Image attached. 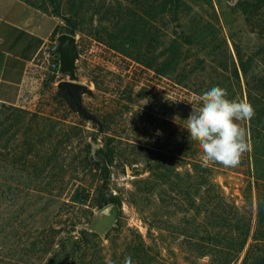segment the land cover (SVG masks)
<instances>
[{"label": "rangeland", "instance_id": "374dc122", "mask_svg": "<svg viewBox=\"0 0 264 264\" xmlns=\"http://www.w3.org/2000/svg\"><path fill=\"white\" fill-rule=\"evenodd\" d=\"M29 1L52 10L49 0ZM247 1L251 0H58L60 25L72 21L76 26L77 76L94 91L93 97H84V104L108 130L100 133L97 124L84 120L59 95L57 84L68 77L50 71L57 59L50 45L20 103L13 106L29 116L47 117L55 126L43 131L40 169L37 160L17 161L16 128L10 130V145L0 148V264H46L69 232L99 234L107 254V234L116 226L139 230L145 237L149 228L170 236V208L165 203L175 197L170 190H158L142 203L133 196L151 179L149 164L158 154L177 159L170 164L186 172L191 153L178 150L180 143L193 141L186 119L201 106L197 96L222 87L231 99L246 100L239 65L250 57L255 59L251 78L264 75V0H252L254 8H247ZM175 10L178 21L173 19ZM175 32L190 36L185 46L191 51L178 73L161 77L156 67L168 55ZM236 69L241 85L234 78ZM6 114L0 107V119ZM57 142L61 145L56 155L48 152V145ZM94 143L101 147L93 153ZM99 151H114L109 180L88 162ZM45 157H50L48 163ZM49 172L54 174L50 180ZM244 178L237 173L222 177L230 190L243 186ZM110 195L122 200L114 220L100 215L109 206L101 201ZM179 202L185 207L184 199ZM253 212L254 232L256 202ZM87 258L91 260V252Z\"/></svg>", "mask_w": 264, "mask_h": 264}, {"label": "trees", "instance_id": "16d2710c", "mask_svg": "<svg viewBox=\"0 0 264 264\" xmlns=\"http://www.w3.org/2000/svg\"><path fill=\"white\" fill-rule=\"evenodd\" d=\"M25 1L45 14L61 17L58 0H49L51 11L34 5L29 0ZM245 5L247 8L255 7L252 0L245 2ZM176 8L178 11L179 7ZM177 11L175 10L173 18L176 21L179 19ZM63 33L76 36V26L72 21L67 26L59 24L56 27L52 42L56 43V37ZM175 35L169 43L168 55L156 67V73L161 77L178 73L185 63L183 58L191 51L185 46L190 41V36H186L184 32H175ZM52 55H56L57 59L52 61L50 71L56 75L59 72V55ZM254 63L255 59L250 57L239 65L245 78L246 100L255 108L254 118L239 122L247 129L251 144L240 164L225 167L213 162L202 167L201 156L196 155L201 151L199 143H180L178 153H191L186 163V172L181 173L177 165L170 164L177 159L167 154H158L149 164L151 179L145 182L143 190H137L133 196L135 202L142 203L158 190H170L175 197L171 199V204L165 199L171 217L169 237L158 236L156 231L152 232L154 228H149L148 236L145 237L139 230H123L116 226L107 234L111 250L107 254L102 250L103 241L99 234L81 231L78 235H72L69 232L60 239L46 264H124L126 257H131L132 264H264V75L255 80L251 78L249 72ZM234 78L241 85L237 69L234 71ZM241 97L244 99V96ZM228 98L231 99L229 96ZM0 107L7 112L0 119V148L10 145L9 140L13 137L9 135L10 130L12 127L16 128V136L19 133L20 141L15 149L17 161L25 164L37 160L40 169L43 158L39 156L38 147L43 144V131L47 126L53 131L55 126L49 125L51 120L40 114L29 116L27 112L13 106L0 104ZM93 125L96 126L94 123ZM102 129L106 131L108 127L105 125ZM60 145L61 142L49 144L48 152L56 155ZM98 155L90 156L88 162L91 164L92 161L94 169L100 171L105 180H109L115 159L114 151H99ZM44 159L47 163L50 161V157ZM233 173L246 177L245 180L242 179L243 186L237 190H230L228 183L222 179L223 175ZM52 177L53 172H49L48 180ZM178 199H184L185 207ZM255 202L256 228L253 232ZM110 204H116L121 209L122 200L110 195L101 201L102 206ZM126 233L127 237L124 236ZM110 234H113L111 238ZM89 252L91 260L87 258Z\"/></svg>", "mask_w": 264, "mask_h": 264}, {"label": "crops", "instance_id": "0c3cea01", "mask_svg": "<svg viewBox=\"0 0 264 264\" xmlns=\"http://www.w3.org/2000/svg\"><path fill=\"white\" fill-rule=\"evenodd\" d=\"M59 24L25 0H0V104L20 103Z\"/></svg>", "mask_w": 264, "mask_h": 264}, {"label": "clouds", "instance_id": "9594fccd", "mask_svg": "<svg viewBox=\"0 0 264 264\" xmlns=\"http://www.w3.org/2000/svg\"><path fill=\"white\" fill-rule=\"evenodd\" d=\"M197 101L201 106L186 119V129L189 138L199 143L201 166L213 162L238 166L251 147L248 131L239 122L254 118V106L247 100L229 99L222 87L210 88L197 96ZM124 264H132L131 257H126Z\"/></svg>", "mask_w": 264, "mask_h": 264}, {"label": "water", "instance_id": "95a60500", "mask_svg": "<svg viewBox=\"0 0 264 264\" xmlns=\"http://www.w3.org/2000/svg\"><path fill=\"white\" fill-rule=\"evenodd\" d=\"M51 53L59 55V74L68 77L57 84L59 95L67 99L69 106L84 120L97 124L102 133V124L84 104L85 96H94V91L89 86L81 83L77 76V61L80 57L77 39L73 35L63 33L58 36L57 42L52 46ZM101 147L100 144H92V152ZM119 208L116 204H110L104 208L100 215L108 220L116 219Z\"/></svg>", "mask_w": 264, "mask_h": 264}, {"label": "built area", "instance_id": "2783aa9c", "mask_svg": "<svg viewBox=\"0 0 264 264\" xmlns=\"http://www.w3.org/2000/svg\"><path fill=\"white\" fill-rule=\"evenodd\" d=\"M232 2H235L236 0H231ZM53 67H56V65H53Z\"/></svg>", "mask_w": 264, "mask_h": 264}]
</instances>
